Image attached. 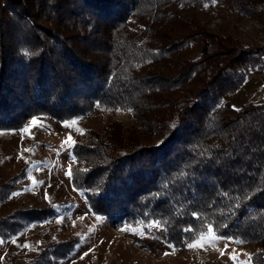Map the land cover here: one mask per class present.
Segmentation results:
<instances>
[{
    "label": "trees",
    "instance_id": "trees-1",
    "mask_svg": "<svg viewBox=\"0 0 264 264\" xmlns=\"http://www.w3.org/2000/svg\"><path fill=\"white\" fill-rule=\"evenodd\" d=\"M215 1L248 17L264 10V0H0V129L95 106L137 113L139 125L114 119L72 147L71 179L91 209L131 227L160 221L176 248L211 224L254 243L251 263L264 264V100H224L264 62V45L177 10ZM161 62L177 71L141 69ZM52 212L17 208L0 217V238ZM75 243L49 244L25 264H59Z\"/></svg>",
    "mask_w": 264,
    "mask_h": 264
},
{
    "label": "rangeland",
    "instance_id": "rangeland-1",
    "mask_svg": "<svg viewBox=\"0 0 264 264\" xmlns=\"http://www.w3.org/2000/svg\"><path fill=\"white\" fill-rule=\"evenodd\" d=\"M177 10L186 16L199 15L214 32L232 34L246 44L264 45V10L258 16L248 17L216 1L180 6ZM129 24L141 28L134 16ZM201 48L202 44L197 43L189 53L196 56ZM141 69L175 73L177 65L176 62L147 63ZM224 100L235 107L249 101H263L264 62L251 70L243 85ZM33 119L37 120L36 125L31 124ZM114 119L134 127L139 125L141 116L133 111L95 106L70 120L40 114L22 128L0 129V188L9 182L16 186L0 202V217L17 208L53 211L45 219L26 225L20 233L0 238L5 241L0 243V264H25L42 247L69 240L76 242L74 248L59 264H233L230 259L233 253L238 256L236 264H248L249 256L257 249L254 243L231 242L225 248L227 241L220 240L202 249L191 250L186 246L173 249L168 247L166 231L161 225L156 227L151 222L131 227L91 209L86 196L73 185L68 174L74 163L72 147L84 142L86 130L99 132ZM26 128L28 131H24ZM17 174L20 175L15 178ZM14 238L15 243L11 242ZM24 244L30 248L22 247Z\"/></svg>",
    "mask_w": 264,
    "mask_h": 264
},
{
    "label": "snow or ice",
    "instance_id": "snow-or-ice-1",
    "mask_svg": "<svg viewBox=\"0 0 264 264\" xmlns=\"http://www.w3.org/2000/svg\"><path fill=\"white\" fill-rule=\"evenodd\" d=\"M31 124L36 125L37 120L33 119L31 121ZM24 131H28V129L26 128V129H24ZM68 139H69V141H71L70 136ZM66 143H67V141H66ZM74 159H75V157H73V160ZM68 174L71 175V168H69ZM13 195H18V193H13ZM193 215L196 216L197 219H199V216L197 214L193 213ZM152 223L154 226L160 227V221H153ZM225 227H226V225H225ZM183 231L184 232H191V231H193V229L191 227H187V228L183 229ZM220 240L227 241V243L225 244V248H227L228 243H231V242L244 243V241L236 239L234 237H226V236L217 234L214 231V228L211 224L207 225L205 232L199 233L197 236L193 237L192 242L189 243L187 240H184L182 242L185 244V246L188 249L195 250V249L206 248L209 245H214L215 243L219 242ZM4 242L5 241L3 239H0V243H4ZM11 242L15 243V238ZM22 247L30 248V246L28 244H24V245H22ZM168 247L175 249V245H173L171 243L168 244ZM223 254L224 253L222 251L221 255H223ZM85 255H87V253H85ZM165 255H168V253H165ZM230 259L233 261V264H236V262L238 260V256L235 253H233L232 255H230ZM250 261H251V256H249L248 264H250Z\"/></svg>",
    "mask_w": 264,
    "mask_h": 264
}]
</instances>
